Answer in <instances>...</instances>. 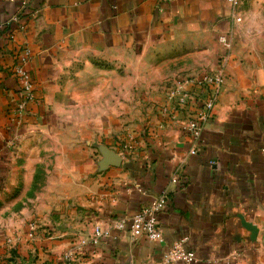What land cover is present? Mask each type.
<instances>
[{"label": "crops", "instance_id": "obj_1", "mask_svg": "<svg viewBox=\"0 0 264 264\" xmlns=\"http://www.w3.org/2000/svg\"><path fill=\"white\" fill-rule=\"evenodd\" d=\"M26 50L36 100L21 115ZM219 66L193 155L161 113L164 90ZM164 191V243L113 227ZM16 194L38 206L1 209L17 214L0 219L4 263L61 264L75 249V264H166L184 241L194 264H264V0H0V199ZM97 226L110 236L81 247Z\"/></svg>", "mask_w": 264, "mask_h": 264}, {"label": "built area", "instance_id": "obj_2", "mask_svg": "<svg viewBox=\"0 0 264 264\" xmlns=\"http://www.w3.org/2000/svg\"><path fill=\"white\" fill-rule=\"evenodd\" d=\"M173 3L175 0H162ZM228 3L236 8L241 0H228ZM240 22L241 19L237 18ZM222 47L230 49L231 43L226 34L220 35L218 39ZM28 51L20 59L15 67V75L22 102L18 111L22 115L26 112L28 104L35 102L34 84L26 69ZM225 59V56H224ZM224 76L222 66L215 70H209L201 75H189L172 81L164 90L165 102L161 108L162 115L171 121L179 130L186 133L193 144L191 154L199 151L202 134L206 125L214 116L215 106L222 95L224 87ZM183 117V118H182ZM169 194L164 191L149 205L138 211L128 222L126 219L119 220L113 227L119 231L127 230L132 240L147 239L149 242L162 244L165 242L163 231L159 224V216L163 213L169 202ZM110 228L97 226L88 241H82L81 247L88 244L98 245L103 238L110 236ZM37 226L29 223L27 226V240H35ZM11 242L10 240H8ZM75 249L67 251L61 264L76 263ZM166 264H194L197 260L196 254L184 248V241L174 243L164 254ZM0 264H8L0 261Z\"/></svg>", "mask_w": 264, "mask_h": 264}, {"label": "rangeland", "instance_id": "obj_3", "mask_svg": "<svg viewBox=\"0 0 264 264\" xmlns=\"http://www.w3.org/2000/svg\"><path fill=\"white\" fill-rule=\"evenodd\" d=\"M42 184V183H41ZM43 189V188H42ZM18 194H16L15 196H9L8 198H2L0 199V211L1 209L7 207V206H11L12 210L15 212V211H18V210H21L24 207L26 208H29L30 210L33 209V206H38V203L35 201L32 203L31 200H26V199H22V198H18L17 196ZM48 202L49 200H41L40 203H39V206L40 204L41 205H48ZM26 203V204H24ZM51 205H52V200L50 201ZM17 215V214H16ZM16 215L13 216V215H10V216H5V213H3L2 215L0 214V219H4L5 221H8V222H12L13 221V217L14 219L16 218ZM8 219V220H7ZM0 225H1V222H0ZM52 233V232H50ZM52 237V236H51ZM6 263H10L8 261H6Z\"/></svg>", "mask_w": 264, "mask_h": 264}]
</instances>
